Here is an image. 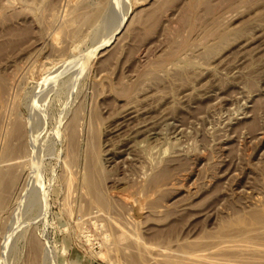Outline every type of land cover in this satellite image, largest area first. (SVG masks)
I'll return each mask as SVG.
<instances>
[{"label": "rangeland", "instance_id": "1", "mask_svg": "<svg viewBox=\"0 0 264 264\" xmlns=\"http://www.w3.org/2000/svg\"><path fill=\"white\" fill-rule=\"evenodd\" d=\"M84 1L0 0V170L6 158L23 163L0 212V264H190L202 243L264 252V0H208V11L191 0ZM209 24L225 41L206 44ZM16 142L27 151L5 157ZM91 154L109 208L86 191ZM236 243L240 256L215 251L237 259H212L264 264L239 245L252 256L243 261Z\"/></svg>", "mask_w": 264, "mask_h": 264}, {"label": "bare ground", "instance_id": "2", "mask_svg": "<svg viewBox=\"0 0 264 264\" xmlns=\"http://www.w3.org/2000/svg\"><path fill=\"white\" fill-rule=\"evenodd\" d=\"M10 1H11V0H10ZM15 1H16V0H15ZM18 1H19V0H18ZM22 1H23V0H22ZM27 1H28V0H27ZM30 1H31V0H30ZM83 1H84V0H82V1L80 0V2H79V0H78V2L80 3V7H81V5H83V4H81V2L83 3ZM88 1H89V0H87V2H88ZM97 1H98V0H95L96 3H97ZM188 1H189V0H188ZM7 2H8V1H7ZM39 2H40V1H39ZM42 2H43V1H42ZM42 2H41V3H42ZM78 2H76V4H78ZM84 2H86V0H85ZM93 2H94V1H93ZM104 2H105V4L108 3V2L105 1V0H104ZM23 3H24V2H23ZM30 3H31V2H30ZM36 3H38V2L36 1ZM36 3H35V4H36ZM45 3H47V2L45 1ZM45 3H43V4H45ZM100 3H101V2H100ZM187 3H188V2H187ZM207 3L209 4L208 0H191V4H194V6H196L197 4H204V5H206V6H205V7H206V11H208V8L210 9V7H211V5H210V4L208 5ZM5 4H7V3L4 2V5H5ZM8 4H9V3H8ZM8 4H7V5H8ZM28 4H29V3H28ZM31 4H32V3H31ZM88 4H90V2H89ZM88 4H87V5H88ZM91 4H92V6H93L92 1H91ZM91 4H90V5H91ZM98 4H99V1H98ZM98 4H96V6H97L98 8H102V7H100ZM102 4H103V2H102ZM105 4H103V5H105ZM9 5H10V4H9ZM21 5H22V4H21ZM25 5H26V4H24V6H25ZM38 5H41V4L39 3ZM38 5H37V7H38ZM90 5H89V6H90ZM188 5H189V4H188ZM0 6H2V3H1ZM45 6H46V4H45ZM96 6H94V7H95V10L97 9L96 11H98V8H97ZM27 7H28V6H27ZM34 7H35V6H34ZM37 7H36V8H37ZM70 7H71V6H70ZM70 7H69V8H70ZM75 7H76V5L73 6V7H71V8L74 9V12H77V13H78V11H79L78 8H79V6H78V8L76 7L77 9H75ZM84 7H88V6H86V3H85V5L82 6V8H80V9H84ZM103 7H104V6H103ZM105 7H106V6H105ZM188 7H190V5H189ZM205 7H203L204 11H205ZM1 8H2V7H1ZM1 8H0V9H1ZM11 8H12V7H11ZM11 8H10V9H11ZM28 8H29V7H28ZM36 8H35V9H36ZM39 8H40V6H39ZM45 8H46V7H45ZM90 8H91V7H90ZM2 9H3V8H2ZM30 9H31V8H29V10H30ZM73 9H71L72 12H73ZM92 9H93V8H92ZM189 9H190V8H189ZM191 9H192V7H191ZM25 10H26V8H25ZM32 10H33V9H32ZM37 10H38V9H37ZM39 10H40V9H39ZM42 10H43V7H42ZM45 10H46V9H45ZM52 10H53V9H52ZM66 10H70V9H66ZM90 10H91V9H90ZM90 10H89V11H90ZM93 10H94V9H93ZM95 10H94V11H95ZM103 10H104V9H103ZM53 11H55V10H53ZM84 11H87V10L84 9ZM84 11L82 10V12H84ZM91 11H92V10H91ZM94 11H92L93 15L95 14ZM96 11H95V12H96ZM99 11H101V9H100ZM26 12H27V10H26ZM29 12H30V11H29ZM31 12H32V11H31ZM31 12H30V14H31ZM47 12H48V11H47ZM72 12H70V13H72ZM82 12L80 11L79 13H82ZM105 12H106V11H105ZM27 13H28V12H27ZM27 13H26V14H27ZM32 13H33V12H32ZM37 13H38V12H37ZM39 13H40V11H39ZM52 13H53V12H52ZM65 13L67 14L66 16H68L67 18L69 19V16H70L71 14L68 15L69 12H68V13L65 12ZM77 13H76V14H77ZM87 13H91V12H86V14H87ZM92 13H91V15H92ZM97 13H98V12H97ZM97 13H96V15H98ZM204 13H206V12H204ZM41 14H42V13H41ZM48 14H50V13H48ZM76 14L73 13V15L70 16V17H72V18L75 20L77 17H75L74 15H76ZM83 14L86 15L85 13H83ZM83 14H82V15L80 14L79 16H78V14H77L76 16L81 17V16H83ZM102 14H103V11H102L101 15H102ZM2 15H3V14H2ZM32 15H33V14H32ZM36 15H37V14H36ZM39 15H40V14H39ZM53 15H54V17L56 16L54 13H53ZM57 15H58V14H57ZM87 15H88V14H87ZM89 15H90V14H89ZM89 15H88V17L86 16V18H89ZM101 15H100V12H99V15H98V16H101ZM149 15H150V14H149ZM189 15H190V14H189ZM73 16H74V17H73ZM103 16H104V15H103ZM191 16H192V15H191ZM44 17H45V15H44ZM93 17H94V16H93ZM188 17H189V16H188ZM188 17H187L186 19H188ZM38 18H39V16H38ZM40 18H41V16H40ZM52 18H53V17H52ZM62 18H63V16H62ZM67 18H66V19H67ZM83 18H85V17H83ZM86 18H85L84 20L82 19V20L84 21V23H85V20H88V19H86ZM90 18H91V16H90ZM90 18H89V19H90ZM150 18H151V17H150ZM189 18L191 19V17H189ZM68 19H67V21H68ZM93 19H94V18H93ZM50 20H51V19H50ZM70 20H71V19H70ZM74 20H71L73 24H74V22H73ZM82 20H81V19L79 20V18H78L77 22H78V21H82ZM91 20H92V19H91ZM91 20H90V22H91ZM34 21H35V20H34ZM39 21L41 22L42 19L39 20ZM54 21H55V19H54ZM54 21H52V24H53ZM63 21H66V20H63ZM75 21H76V20H75ZM88 21H89V20H88ZM186 21H187V20H186ZM211 21H215V20L212 19ZM211 21H209V22H211ZM77 22H76V23H77ZM187 22H188V21H187ZM216 22L218 23V21H216ZM79 23H80V22H79ZM79 23H78V24H79ZM84 23H83V24H84ZM211 23L213 24L214 22H211ZM217 23H216V24H217ZM70 24H71V22H70ZM70 24H69V25H70ZM78 24H77V26H80V25H78ZM80 24H82V22H81ZM83 24H82V25H83ZM87 24H89V22H88ZM216 24H213L216 28L220 27V26L217 27ZM65 25H68V23L65 24ZM69 25H68V26H69ZM74 25H76V24H74ZM191 25H193V24H191ZM191 25H190V26H191ZM70 26H71V25H70ZM77 26H76V27H77ZM190 26H189V28H190ZM209 26H210V24H209ZM192 27H193V26H192ZM215 27H213V28H215ZM71 28H72V27H69V30H70ZM77 28H78V27H77ZM80 28H81V26H80ZM213 28H211V26H210V28H208L207 31H208V35H214L215 37H214V38H210L209 41H208L206 44L213 43L214 39L219 40V41H222V42L225 41V39H226V35H227L226 31L222 30V28H219V29H216V30L213 29ZM78 29H79V28H78ZM63 30H64V29H63ZM66 30H67V29H66ZM69 30H67V31H69ZM73 30H74V29H73ZM76 30H77V29L75 28V33L77 32ZM261 30H262V32H264V31H263L264 29H261ZM258 31H259V30H258ZM71 32H73V31H71ZM71 32H69V33H71ZM64 34H65V33H64ZM262 34H263V33H261V36H262ZM70 35H71V34H70ZM75 35H76V34H75ZM257 35H258V34H257ZM63 36H64V35H63ZM66 36H67V35H66ZM72 36H73V33H72ZM258 36H260V34H259ZM67 37H68V36H67ZM255 37H257V36H255ZM262 37H263V36H262ZM64 39H65V38H64ZM67 39H68V38H67ZM67 39H66V40H67ZM72 39H73V38H72ZM247 39H248V38H247ZM241 41H242V40H241ZM250 41H251V39H250ZM250 41H249V42H250ZM185 42H186V41H185ZM187 42H188V41H187ZM239 43H240V42H239ZM247 43H248V42L245 41V39H244L243 43L241 42V44H239V46H240V47H243V46L245 47V46L247 45ZM181 44H182V43H181ZM184 44H185V43H184ZM184 44H182V46H183L184 49H185V48H186V47H185L186 44H185V45H184ZM210 45H212V44H210ZM177 46L180 47V44H179V45L177 44L176 46L174 45L173 47L176 49ZM194 46H195V45H193V47H194ZM237 46H238V45H237ZM183 47H182V48H183ZM187 47H188V46H187ZM189 47H190V46H189ZM191 47H192V46H191ZM182 48H181V49L179 48L180 51L182 50ZM195 48H196V47H195ZM184 49L182 50V53L184 52ZM188 49H189V48H188ZM188 49H187V51H188ZM190 49H191V48H190ZM176 50H178V49H176ZM176 50H172V52H173V51H176ZM178 51H179V50H178ZM185 51H186V50H185ZM187 51H186V52H187ZM189 51H190V50H189ZM189 51H188V52H189ZM195 51H196V50H195ZM195 51H194V52H195ZM172 52H170V53H172ZM176 52H177V51H176ZM192 52H193V51H191L190 56L192 55ZM197 52H199V51H197ZM197 52H195L194 54H196ZM174 53H175V52H174ZM180 53H181V52H180ZM182 53H181V54H182ZM189 53H190V52H189ZM178 54H179V53H178ZM184 54H185V53H184ZM184 54H183V55H184ZM169 55H170V54H169ZM169 55H168V56H169ZM173 55H174V54L172 53V55H170V56H173ZM175 56H176V54H175ZM178 56L181 57L182 55H178ZM187 56H189V54H188V55H185V57H187ZM182 58H183V56H182ZM182 58H178V59H182ZM171 59H172V58H171ZM187 59H188V58H187ZM173 60H174V59H173ZM185 60H186V59H185ZM186 61H188V60H186ZM183 63H184V60H183ZM186 63H188V62H186ZM173 64H174V63H173ZM177 64H178V63H177ZM177 64H175V65H177ZM184 64H185V63H184ZM196 64H197V63H196ZM196 64H195V66H193V67H196V68L198 69V71H199V70H203V68H202V69H201V68H198V67L196 66ZM186 65H187V64H186ZM198 66H200V65H198ZM180 67H181V66H180ZM190 67H191V66H190ZM203 67H204V66H203ZM206 67H207V65H206ZM177 68H179V66H178ZM191 68H192V67H191ZM153 69H154V68H153ZM180 69H182V68H180ZM197 69H196V70H197ZM208 69H209V68H208ZM156 70H157V69H156ZM156 70L154 69V71H156ZM183 70H184V69H183ZM206 70H207V69H206ZM209 70L211 71V68H210ZM152 71H153V70H152ZM181 71H182V70H181ZM181 71H179V72H181ZM193 71L196 73V71H195L194 68H193ZM204 71H205V70H204ZM177 72H178V71H177ZM177 72H175V74H173V77H175V75L177 74ZM179 72H178L177 75H180ZM191 72H192V71H191ZM200 72H201V71H200ZM181 73H182V72H181ZM183 73H184V71H183ZM184 74H185L184 77L186 76V77L189 79L188 76H189L190 74H189V75L186 74V73H184ZM193 74H194V73H193ZM187 75H188V76H187ZM170 76H171V75H170ZM180 76H183V74L180 75ZM178 77H179V76H178ZM178 77H176L175 79L177 80ZM171 78H172V76H171ZM180 78H181V77H180ZM182 78H183V77H182ZM188 79H187V82H188ZM183 80H186V79H183ZM179 83H180V81H179ZM181 83H184V82H181ZM181 83H180V84H181ZM185 83H186V82H185ZM127 87H128V86H127ZM130 87H131V86H129V88H130ZM132 88H133V87H132ZM0 89H2V88H0ZM123 89L126 90L125 88H123ZM123 89H122V90H123ZM117 90H118V88H117ZM120 90H121V89H120ZM132 90H133V89H132ZM115 91H116V90H115ZM127 91H128V90H127ZM121 92H122V91H121ZM114 93H115V92H114ZM116 93H118V91H116ZM126 93H128V92H125V91H124V96H128ZM132 93H133V92L128 93V94H132ZM125 94H126V95H125ZM134 94H136V93H134ZM122 95H123V93H122ZM124 96H123V97H124ZM132 96H133V95H132ZM146 96H147V95H146ZM130 97H131V95H130L128 98L130 99ZM134 97H135V96H134ZM147 97H148V96H147ZM126 98H127V97H126ZM126 98H125V99H126ZM131 98H132V99H131V101H132V100H133V97H131ZM125 99H124V101H126ZM129 99H127V100H129ZM141 100H142V99H141ZM126 102H127V101H126ZM133 102H135V100H134ZM136 102H137V100H136ZM146 103H147V102H146ZM128 104H130V103H127V105H128ZM131 104H132V102H131ZM131 104L129 105L130 107L128 106V108L125 110L126 112H123L122 114L120 113L122 116H123L124 113H126V114H127V113H128V114H132V113H133V109H134V108L131 106ZM137 105H138V104H137ZM124 106H125V103H124ZM134 106H135V103H134ZM135 107H136V106H135ZM144 107H145V106H144ZM122 108H123V107H122ZM123 109H125V108H123ZM136 109H137V107H136ZM141 109H142V108H141ZM118 111H119V110H118ZM120 111H121V110H120ZM136 112H137V111H136ZM76 113H77V112H76ZM134 113H135V110H134ZM134 113H133V114H134ZM142 113H143V112H142ZM120 114H118V115H119L118 117H120ZM126 114H125V115H126ZM133 114L130 115V116L127 115V117L131 118V116H132V117L134 116ZM74 115H75L74 119H75V118L77 119L76 114H74ZM137 116H138V115H137ZM137 116H136V117H137ZM118 117H117V118H118ZM124 117H125V116H123V118H124ZM134 117H135V116H134ZM140 117H141V116H140ZM121 118H122V117H121ZM125 118H126V117H125ZM129 118H128V119H129ZM131 119H132V118H131ZM116 120H117V119H116ZM120 120H121V119H120ZM126 120H127V118H126ZM132 121H133V120H132ZM135 121H136V120H135ZM73 122H74V123H73ZM73 122L71 123L70 128H69V130H70V138H72V135L75 134V133H73V132H75V130L73 131V125H72V124H76L77 121H76V123H75V120H74ZM140 125H141V124H140ZM75 126H76V125H74V127H75ZM118 126H119V125H118ZM144 127H145V126H144ZM141 128H142V127H141ZM151 128H152V127H151ZM75 129H76V127H75ZM20 130H21V128H20V126L17 124V127H16L15 130H14V133H17V132H19ZM134 130H135V129H134ZM136 130H137V129H136ZM131 131H132V130H131ZM137 131H138V130H137ZM137 131H136L135 133H137ZM148 132H149V131H148ZM92 137H93V136H92ZM132 138H133V137H132ZM73 139H74V137H73ZM94 139H95V138H94ZM71 140H72V139H71ZM72 141H73V140H72ZM72 141H71V142H72ZM73 142H74V141H73ZM93 143H94V141H92V144H91V145L89 144V145L92 146V147L94 148V145L97 144V143H94V144H93ZM25 144H26V142H25ZM26 145H27V144H26ZM74 145H75V144H74ZM97 145H98V144H97ZM95 146H96V145H95ZM92 147H91V148H92ZM25 148H27V147H25V145H24L23 142H19V143H18V142H16V143H10V144H7V145L5 146V148H4V152H3V155H4L5 157H11V156H13L14 154H17V153H18V154H21V153L23 154V153H25V150L27 151V149H25ZM93 148H92V149H93ZM95 149H96V147H95ZM97 150H98V149H97ZM149 150H150V149H149ZM94 151H95V150H94ZM98 151H99V150H98ZM92 152H93V150L91 151V153H92ZM95 152L97 153V151H95ZM95 152H94L93 155H94V159L96 160V156H95L96 153H95ZM89 155H90V154H88V156H89ZM141 156H142V155H141ZM90 157H91V158L93 157L92 154H91ZM91 158H89V161H90V162H91V160L93 161V158H92V159H91ZM97 158H98V157H97ZM10 160H11V159L6 158V159L2 160V162H1V163H3V164L6 163V162L9 163V164H6L7 166L4 164L5 166H3V168L1 167V170H0V212H1L2 209H5V208H3V206H4L5 202L7 201V200H6V197H7V194H6L7 189H8L10 186L12 187L13 184L16 183V182H15V180H16V175H17L16 170H17L18 166H21L20 164H23V163H22V160H21V161L19 160V161H17V162H9ZM95 160H94V161H95ZM98 160H99V159H98ZM98 160H97V162H98ZM4 161H5V162H4ZM94 161H93V162H94ZM20 162H21V163H20ZM93 162L90 163V165H92V167H90V171H88L89 173H88V172H87V173H83V174H85V175L88 174L87 177L85 178V181L83 180L84 178H83L82 180L85 182L86 191H87L88 194L92 197L93 201H94L95 203H97L98 205H100V206H101L100 208H103V207H106V208H107V207H108V202H110V200L107 202V200H108V199H107L108 197H107V198H106L107 200L105 199V200H106V201H105L104 198H103L105 195L103 196V194H100L101 191L99 190V187H100L101 185L98 186V183L101 182V181H99L100 179H99V180H95V179H98V177L94 179V176H96V175L92 176V173H93V172L91 173V171L94 170V169H92L93 166L97 164L96 161H95V163H94V165H93V164H92ZM19 163H20V164H19ZM88 163H89V162H87V165H89ZM87 165H86V166H87ZM97 165H98V164H97ZM98 166H99V165H98ZM98 166L94 167V168H96L95 170H97ZM152 166H153V165H152ZM156 166H157V165H156ZM21 167H22V166H21ZM154 167H155V166H154ZM15 168H16V169H15ZM165 170H166V169H165ZM86 171H87V170H86ZM86 171H85V172H86ZM94 174H95V172H94ZM96 174H97V173H96ZM163 174H164V173H163ZM85 175H84V176H85ZM142 175H143V174H142ZM149 175H150V174H149ZM154 175H156V174H154ZM164 175H165V174H164ZM147 176H148V175H147ZM162 176H163V175H162ZM162 176H161V177H162ZM149 177H150V176H148V178H149ZM152 177H153V175H151V179H152ZM157 177H160V176L157 175ZM93 179H94V180H93ZM157 179H158V178H157ZM148 180H149V179H148ZM95 181H96L97 183H96ZM98 181H99V182H98ZM151 182H152V181H151ZM148 183H149V182H148ZM82 184H83V183H82ZM99 184H100V183H99ZM169 184H170V183H169ZM148 185H149V184H148ZM150 185H151V184H150ZM165 185H166V184H165ZM83 187H84V186H83ZM150 187H152V186H150ZM101 189H102V188H101ZM102 193H103V191H102ZM104 193H105V192H104ZM5 194H6V195H5ZM102 196H103V197H102ZM123 198L126 199L125 197H123ZM123 198H122V201H123ZM7 199H8V198H7ZM92 199H91V200H92ZM120 199H121V198H120ZM259 199H260V198H259ZM111 201H112V200H111ZM258 201H259V200H258ZM91 202H92V201H91ZM94 202H93V203H94ZM124 202H125V200H124ZM7 203H8V201H7ZM111 203H112V202H111ZM112 204H113V203H112ZM112 204H110V206H111ZM5 205H6V204H5ZM7 205H8V204H7ZM98 205H97V206H98ZM98 207H99V206H98ZM108 208H109V207H108ZM103 209H105V208H103ZM100 210H102V209H100ZM100 210H99V211H100ZM4 211H5V210H4ZM102 211H103V210H102ZM3 213H4V212H3ZM0 219H1V218H0ZM258 220H259V219H258ZM262 220H263V218H262ZM262 220H260V221L262 222ZM260 221H259V222H260ZM261 222H260V223H261ZM77 223H78V222H77ZM251 223H252V222H251ZM112 224H113V223H112ZM253 224L256 225L254 221H253ZM253 224H251V225H253ZM257 224H258V223H257ZM76 225H77V224H76ZM114 225H116V224H114ZM249 225H250V224H249ZM262 225H263V224H262ZM262 225L260 224V226H259L260 229H258V228H257V229H258V230H261ZM111 226H112V225H111ZM246 226H247V225H246ZM246 226H243V227H241V228H245ZM263 226H264V225H263ZM255 228H256V227H255ZM262 228H264V227H262ZM1 229H3V228H1ZM113 229H116V228H113ZM120 229H121V228H120ZM246 229L249 230L250 228H246ZM252 229H254V227H251V230H252ZM121 230H122V229H121ZM240 230H241V229H240ZM242 230L245 231V229H242ZM242 230L239 231V232L241 233ZM258 230H255V232L258 231ZM253 231H254V230H253ZM253 231H250V232H251V233H254ZM118 232H119V230H118ZM262 232H264L263 229H262ZM262 232H257V233H260V234H261ZM125 233H126V232H125ZM244 233H245V232H244ZM247 233H248V232H247ZM119 234H120V232H119ZM122 234H123V232H122L120 235H122ZM238 234H239V233H238ZM106 235H107V234H106ZM120 235H118V236H120ZM124 235H125V234H124ZM242 235H243V234H242ZM251 235H252V234H251ZM236 236H237V235H236ZM244 236H245V235H244ZM258 236H259V235H258ZM107 237H108V236H107ZM205 237H207V236H205ZM246 237H247V236H246ZM262 237H263V236H262ZM115 238H117V237H115ZM121 238H122V237H121ZM124 238H125V237H124ZM124 238H123V239H124ZM237 238H238V237H237ZM252 238H254V236H253ZM257 238H260V237H257ZM263 238H264V237H263ZM107 239H109V237H108ZM204 239H205V238H204ZM204 239H200V240H203V241H204ZM233 239H234V238H233ZM235 239H236V238H235ZM235 239H234V240H235ZM115 240H116V239H115ZM118 240H119V239H118ZM231 240H232V239H231ZM231 240H230V238H229V239L222 240L221 242H226V241L229 242V241H231ZM236 240L238 241L239 239H236ZM255 240H256V237H255ZM258 240H259V239H258ZM258 240H257V241H258ZM34 241H35V240H34ZM34 241H33V244H35ZM108 241H109V240H108ZM203 241H202V242H203ZM239 241H241V239H240ZM250 241H251V239H250ZM261 241H262V238H261L260 242H261ZM37 242H39V241H37ZM104 242H106V239H105ZM119 242H120V241H119ZM231 242H232V241H231ZM234 242H235V241H234ZM260 242L258 241V243L256 242L255 244H257V245H258V244H261ZM121 243H122V241H121ZM125 243H127V241H126ZM235 243H236V242H235ZM235 243L233 244V242H232V243L230 244V246L232 247L233 245H235ZM37 244H38V243H37ZM104 244H105V243H104ZM107 244H108V243H107ZM109 244H110V242H109ZM117 244H118V243H117ZM203 244H206V243H202V246L205 247V245H203ZM228 244H229V243H227V244H226V243H225V244H224V243H223V244H220V246H218L217 249L219 248L218 250H220V249L224 248L223 251H224V250H227V249H230V248H229L230 246H229ZM232 244H233V245H232ZM236 244H237V243H236ZM143 245H144V244H143ZM239 245H240L241 247H243L244 250H247L246 248H248V249L251 248L250 250H253L255 253H256L257 251H258L257 253H259V250H261L260 246H259V245H258V246H255V245L253 244V242H252V244H249V245H251V246H249V245H246V246H245L244 244H243V245H244V246H243L242 243H241V244L239 243ZM239 245L237 244V246H235V248H237L238 251L242 249ZM262 245H263V248H264V244H262ZM34 246L36 247V245H34ZM110 246H111V244H110ZM202 246H201V247H202ZM207 246H208V245H207ZM209 246H210V243H209ZM238 246H239L240 249L238 248ZM37 247H38V246H37ZM118 247H119V246H118ZM135 247H136V246H135ZM135 247H133V248L135 249ZM144 247H145V246H144ZM151 247H152V246H151ZM153 247H155V246H153ZM201 247H198V248L201 249V251H200V249H199V250L197 249L196 252H195V251H193V252H190V251H189V253H188V251H187V256H184V257H187V258H185L184 261H186V260L188 261V260H189L188 263H190V264H204V263H205V264H226V263L229 261V260H226V262H225V261H222V262H221L220 260L212 259V257H213L214 255L217 254V252L215 251V250H217V249H215V247L211 246V247H207V248H204V249L201 248ZM226 247H227V249H226ZM233 247H234V246H233ZM244 247H246V248H244ZM249 247H250V248H249ZM261 247H262V246H261ZM39 248H40V246L38 247V251H37V252H38V253H41V252H39ZM106 248H107V246H106ZM136 248H138L137 250H139V246L136 247ZM148 248H149V247H148ZM148 248H146V249H148ZM157 248H158V247H157ZM166 248H167V247H166ZM189 248H191V245H190ZM35 249H36V248H35ZM111 249H112V248H111ZM130 249H131V248H130ZM141 249H143V248L140 247V250H141ZM168 249H169V248H168ZM168 249H166V250H168ZM202 249H203V250H202ZM40 250H41V249H40ZM137 250H136V251H137ZM158 250H161V248L158 249ZM231 250L234 251L233 253H234V255H235V253H236L235 250L230 249L229 251H231ZM35 251H36V250H34V248H33V252H35ZM143 251H144V250H143ZM151 251H152V250H151ZM221 251H222V250H221ZM221 251H218V253H220ZM236 251H237V250H236ZM241 251H242V250H241ZM247 251H249V250H247ZM262 251H264V249H263ZM262 251H260V252H262ZM132 252H133V251H132ZM132 252H131V253H132ZM149 252H150V251H149ZM152 252H153V251H152ZM157 252H158V251H157ZM167 252H168V251H167ZM182 252H183V251H182ZM242 252H243V254H244L245 251H242ZM254 252H252L253 255L255 254ZM98 253H99V252H98ZM159 253H160V251H159ZM164 253H165V252H164ZM164 253L162 252L161 254H164ZM173 253H174V252H173ZM222 253H223V252H222ZM224 253H225V252H224ZM237 253H238V254H237ZM237 253H236V255H239V252H237ZM250 253H251V252L249 251V254H250ZM262 253H264V252H262ZM262 253H261V254H262ZM43 254H44V253H43ZM43 254H42V255H43ZM140 254H141V253H140ZM142 254L145 255V253H142ZM142 254H141V255H142ZM175 254H176V253H175ZM179 254H180V253H179ZM185 254H186V252H185ZM229 254H230L231 256H233V254H231V253H228L227 255H229ZM240 254H242V253H240ZM243 254H242V256H243ZM259 254H260V253H259ZM259 254H258V255H259ZM261 254H260V256H261ZM99 255L101 256V252H100ZM144 255H143V256H144ZM172 255H174V254H172ZM176 255H177V254H176ZM218 255H220V254H218ZM224 255H226V254H224ZM224 255L221 254L220 256L223 258ZM227 255H226V256H227ZM230 255H229V257L232 258V259L238 257V256H236V257L234 256V258H233V257H231ZM244 255H245V254H244ZM246 255H247V254H246ZM246 255L243 256V259L246 257ZM256 255H257V254H255L254 257H258V255H257V256H256ZM263 255H264V254H263ZM146 256H147V253H146ZM148 256H149V255H148ZM148 256H147V257H148ZM182 256H183V255H182ZM216 256H217V255H216ZM220 256H217V257H220ZM226 256L224 257V259H225V258L227 259ZM239 256H240V255H239ZM242 256H241V257H242ZM260 256H259V257H260ZM39 257H40V256H39ZM42 257H44V256H42ZM144 257H145V256H144ZM157 257H158V256H157ZM157 257L155 256V258H157ZM163 257H164V256H163ZM163 257H162V258H163ZM172 257H173V256H172ZM241 257H240V258H241ZM248 257H252V256H248ZM248 257H247V258H248ZM254 257H253V258H254ZM262 257H263V256H262ZM262 257H261V258H262ZM35 258H36V257H35ZM138 258H139V257H138ZM150 258H151V257H150ZM158 258H159V257H158ZM176 258H177V256H176ZM247 258H245L243 261H245ZM253 258H251L252 261L254 260ZM236 259H237V258H236ZM251 259H250V260H251ZM256 259H257V258H256ZM259 259H260V258H259ZM259 259L255 260V261H258ZM42 260H44V259L42 258ZM147 260L149 261V259H147ZM150 260H151V259H150ZM152 260H153V259H152ZM169 260H170V259H169ZM241 260H242V258H241ZM263 260H264V257H263ZM162 261H163V260H162ZM164 261H165V259H164ZM166 261H167V260H166ZM177 261H178V260H177ZM182 261H183V260H182ZM232 261H236V260H232ZM259 261H260V260H259ZM259 261H258V262H259ZM261 261H262V260H261ZM261 261H260V262H261ZM149 262H150V261H149ZM153 262H154V261H153ZM168 262H170V261H168ZM171 262H172V261H171ZM171 262H170V263H171ZM178 262H179V261H178ZM236 262H238V260H237ZM260 262H259V263H260ZM155 263H156V262H155ZM163 263H164V262H163ZM244 263H245V262H243V263H241V264H244ZM248 263H249V262H248ZM248 263H246V264H248ZM253 263H254V261L251 262V264H253ZM261 263H262V262H261ZM261 263H260V264H261ZM158 264H159V263H158ZM228 264H231V263H228ZM237 264H239V263H237Z\"/></svg>", "mask_w": 264, "mask_h": 264}]
</instances>
